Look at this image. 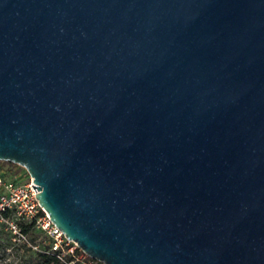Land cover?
I'll return each mask as SVG.
<instances>
[{"label":"water","instance_id":"obj_1","mask_svg":"<svg viewBox=\"0 0 264 264\" xmlns=\"http://www.w3.org/2000/svg\"><path fill=\"white\" fill-rule=\"evenodd\" d=\"M0 159L104 264H264V0H0Z\"/></svg>","mask_w":264,"mask_h":264},{"label":"built area","instance_id":"obj_2","mask_svg":"<svg viewBox=\"0 0 264 264\" xmlns=\"http://www.w3.org/2000/svg\"><path fill=\"white\" fill-rule=\"evenodd\" d=\"M4 172L3 167L0 166V187L4 189L0 193V214L10 211L8 216L2 215V217L9 222L15 238L29 242L28 234L22 229V222H33L38 229L52 238L51 250L59 259L67 261V264H75L77 261L91 264L89 255L75 240L66 236L40 204L37 197L38 184L35 183L34 177L27 173V178L22 180L20 175L15 174L13 179L5 180ZM33 184H37L38 191ZM32 246L38 248L37 245Z\"/></svg>","mask_w":264,"mask_h":264},{"label":"rangeland","instance_id":"obj_3","mask_svg":"<svg viewBox=\"0 0 264 264\" xmlns=\"http://www.w3.org/2000/svg\"><path fill=\"white\" fill-rule=\"evenodd\" d=\"M0 166L4 169L3 178L5 180L13 179L15 174L20 175L22 180L27 178V169L17 163L4 161L0 159ZM3 187H0V193L3 192ZM40 235L38 241L41 239L44 243L49 242V236L38 228H34L28 234V241L16 239L13 231L4 217L0 214V264H34L36 251L38 248L32 246L37 245L38 242L32 240L33 234ZM94 259V258H93ZM91 264H104L97 259H90Z\"/></svg>","mask_w":264,"mask_h":264},{"label":"trees","instance_id":"obj_4","mask_svg":"<svg viewBox=\"0 0 264 264\" xmlns=\"http://www.w3.org/2000/svg\"><path fill=\"white\" fill-rule=\"evenodd\" d=\"M9 210L4 211L2 213L3 216H8L9 215ZM34 228H37L33 222H22V229L24 232L29 234ZM40 230V229H39ZM42 231V230H40ZM38 238H40V235H37L36 233L33 234L32 240L35 242H38L39 247L38 250L36 251L35 259H34V264H67V261H63L59 259L54 251L51 250V242L52 238L49 237V242L44 243L43 240L41 239L38 241ZM89 259L94 260L92 257H88ZM71 258H68L70 260ZM75 264H84L81 262H76Z\"/></svg>","mask_w":264,"mask_h":264}]
</instances>
